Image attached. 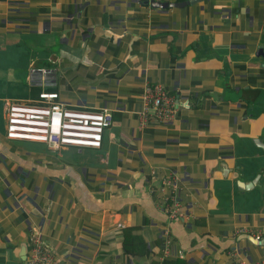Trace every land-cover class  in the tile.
<instances>
[{"label":"crops","instance_id":"obj_1","mask_svg":"<svg viewBox=\"0 0 264 264\" xmlns=\"http://www.w3.org/2000/svg\"><path fill=\"white\" fill-rule=\"evenodd\" d=\"M185 1L0 0V264L32 233L64 264H264V0ZM147 84L172 118L141 125ZM43 89L112 113L101 148L6 137Z\"/></svg>","mask_w":264,"mask_h":264},{"label":"built area","instance_id":"obj_2","mask_svg":"<svg viewBox=\"0 0 264 264\" xmlns=\"http://www.w3.org/2000/svg\"><path fill=\"white\" fill-rule=\"evenodd\" d=\"M45 70L35 84H48ZM177 111L174 99L161 84H147L143 93V109L139 113L141 125L153 115L159 120L172 118ZM6 137L9 140L29 141L46 145L51 150L62 148H94L102 146L103 135L112 125L109 110L71 108L59 101V93L43 89L37 99L8 101L5 109ZM169 183V182H168ZM170 218L177 217V204H165ZM27 264H64L55 259L52 250L39 234L29 237ZM235 264H245L238 261Z\"/></svg>","mask_w":264,"mask_h":264},{"label":"water","instance_id":"obj_3","mask_svg":"<svg viewBox=\"0 0 264 264\" xmlns=\"http://www.w3.org/2000/svg\"><path fill=\"white\" fill-rule=\"evenodd\" d=\"M194 1H199V0H189V1H185L186 3H192ZM183 2V3H185ZM261 53L263 54V51L261 50ZM257 143H259V146L263 147L264 148V142L261 141V140H258ZM21 255H23V259L22 260H26L27 259V256H28V249L27 247L25 246V248H23L21 250Z\"/></svg>","mask_w":264,"mask_h":264}]
</instances>
